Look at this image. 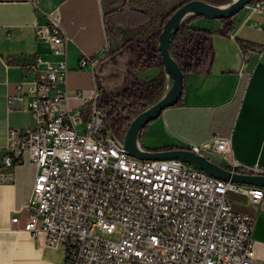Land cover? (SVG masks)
<instances>
[{
  "label": "built area",
  "instance_id": "1",
  "mask_svg": "<svg viewBox=\"0 0 264 264\" xmlns=\"http://www.w3.org/2000/svg\"><path fill=\"white\" fill-rule=\"evenodd\" d=\"M246 6L249 18L264 11V0ZM35 34L58 58L36 54L20 64L33 77L8 95L9 108L28 111L31 125L9 129L0 148V184L14 183L20 166L36 167L29 202L12 222L33 237L44 235L49 247H63L65 264H264L256 255L255 215L237 211L230 199L243 195L256 206L264 188L216 178L181 159L131 156L106 129L114 101L99 90L70 92V37L58 15L45 13ZM262 51L242 49L246 61ZM98 61L84 58L80 67L93 69ZM180 148L216 156L232 172L264 175V168L235 157L230 136ZM114 233L118 240L102 236Z\"/></svg>",
  "mask_w": 264,
  "mask_h": 264
},
{
  "label": "crops",
  "instance_id": "2",
  "mask_svg": "<svg viewBox=\"0 0 264 264\" xmlns=\"http://www.w3.org/2000/svg\"><path fill=\"white\" fill-rule=\"evenodd\" d=\"M113 1L0 0V148L8 144L10 128L31 125L28 111L11 110L7 102L16 83L33 77L26 75L20 64L36 54L58 58L49 43L36 38L35 23L44 21L45 13L58 15L70 37V92L91 95L99 90L117 99L128 85L144 86L147 93L153 91L160 81L161 66L151 58L155 47L142 36L149 34L148 21L153 13L147 3L141 2L139 10L113 11ZM233 19L227 29L224 26L228 20L203 16L180 27L179 33L192 27L199 29L207 45L202 60L185 67L182 98L167 109L175 111L164 119L179 142L171 146L201 142L214 134L230 136L239 161L264 168V11L243 22ZM242 43L263 47L262 54L246 61ZM84 58L99 61L95 68L83 69L80 61ZM78 104L71 101L72 106ZM24 169L31 171V176H24ZM35 175L36 167L26 164L16 169L14 183L0 184V264H65L63 247H49L44 235L33 237L20 223L12 222L15 212L29 202ZM230 199L237 211L255 215L256 255L264 261V201L253 206L243 195L231 194Z\"/></svg>",
  "mask_w": 264,
  "mask_h": 264
},
{
  "label": "water",
  "instance_id": "3",
  "mask_svg": "<svg viewBox=\"0 0 264 264\" xmlns=\"http://www.w3.org/2000/svg\"><path fill=\"white\" fill-rule=\"evenodd\" d=\"M253 0H234L231 4L220 7L203 0H188L166 20L159 34V53L162 64L167 73L172 74L173 82L164 96L150 108L139 113L131 122L124 138V145L128 153L143 160L181 159L195 164L210 175L235 183L260 186L264 188V175L244 174L227 170L214 161L198 155L185 148L149 150L143 149L138 141L140 131L151 121L157 119L162 113L179 103L184 89V71L173 56L170 45L173 37L180 30L183 20L190 15L203 16L210 19H228L236 16L246 5Z\"/></svg>",
  "mask_w": 264,
  "mask_h": 264
},
{
  "label": "rangeland",
  "instance_id": "4",
  "mask_svg": "<svg viewBox=\"0 0 264 264\" xmlns=\"http://www.w3.org/2000/svg\"><path fill=\"white\" fill-rule=\"evenodd\" d=\"M157 4H149L148 6V11L152 12L153 15L150 17L149 21H148V25H149V29H148V35L145 36V33L142 34V36L147 37L150 40V43L154 46V47H158L159 45V34L161 33L163 26L166 22V20L169 18V16L178 8V6H180L181 4H183L184 2L188 1V0H161L162 3L160 5V0H156ZM205 2L208 3H212L214 5L220 6V7H225L229 4H231L234 0H203ZM250 12V7L249 6H245L236 16L232 17L234 18L232 21H237V22H243L244 20H246V18L248 17ZM196 16L195 15H190L187 16L184 20L183 23L186 24L188 22H190L191 20L195 19ZM232 18H228V22H226V25L224 26V28H228L231 23L229 21H231ZM236 19V20H235ZM225 20V19H224ZM192 31L187 30V34H192V36L199 38V37H204V35L198 33L199 29H196L194 27H192ZM179 31L177 32V38L173 45H181L182 46V39H184V36H186L185 38H187V35H181L179 36ZM188 34V35H189ZM113 36V35H112ZM183 36V37H182ZM204 39V38H203ZM113 42L115 41V38H112ZM173 40V39H172ZM195 42V41H194ZM204 43V47L207 45V43ZM159 57L161 58V56L159 54H157L155 51L153 53V55L151 56V58H153L154 63H158L161 66V70H160V81L155 84V90L153 91V94L147 93L146 89H144V86H137V84H133V85H128L127 88H125L121 94L117 97V99L112 98L115 95H111L108 97V95H105L104 93V97L107 100H111L114 101V106L116 107H121L123 105H125L127 107L126 110V115L130 116L131 118L136 117L139 113H141L142 111L150 108L151 106H153L156 102H158L163 96L164 94L167 92L169 86V81H168V75L165 72L164 66L161 63V59H159ZM133 76V75H132ZM133 78V77H132ZM104 86V85H102ZM104 92H106L107 94H109V92L107 91V87H104ZM149 95V96H148ZM175 110H167L165 112L162 113V115L160 117H158L157 119L151 121L150 123H148L139 133L138 135V141L141 145L142 148H151V149H163L165 147L171 146V145H175L178 144L179 142L177 141L176 136L170 132L167 128H166V122H165V116L170 117L172 113H174ZM83 127L81 126L80 129H82ZM179 146V145H176ZM211 160L215 161V162H220L221 160L216 157V156H210L209 157ZM24 176L27 174L29 176H31V171L24 169ZM104 238L107 239H111V240H118L119 239V235L117 233L114 234H103L102 235Z\"/></svg>",
  "mask_w": 264,
  "mask_h": 264
},
{
  "label": "trees",
  "instance_id": "5",
  "mask_svg": "<svg viewBox=\"0 0 264 264\" xmlns=\"http://www.w3.org/2000/svg\"><path fill=\"white\" fill-rule=\"evenodd\" d=\"M140 2L142 4L147 3L148 6L151 3L157 4L156 0H114L113 4L116 5V7L113 9V11L126 10L127 8H130V9L136 8V10H139V8H141ZM144 10L146 11V9ZM225 20L227 21L228 19H225ZM110 21H111V18L108 16L107 22L109 23ZM184 25L185 24L182 23L181 25L182 28ZM190 31L193 32L192 28L190 29ZM180 33H178L179 36L187 35L188 37L185 38L186 36H184V39L180 40L182 41V46L180 44L174 46L173 45L174 41L179 38V37L177 38V35H175L171 42V52L173 56L177 59V61L180 63L184 71L186 66L197 65L202 60L203 53L205 52V47L203 43L204 39L202 37L196 38L192 36V34H189V33L188 35L187 31H182V33L181 34ZM246 46H249V45H246V44L244 45L242 43V49H244ZM155 52L160 55L158 47H155ZM159 59H161V63H162V58L159 57ZM155 86H153L154 88L153 91L155 90ZM153 91H150L149 95L153 94ZM126 110H127V107L125 105L121 107L113 106V108L110 109L107 120H106V129L111 131L120 140H124L126 133L129 129V126L131 122L133 121V119L135 118V117L131 118L130 116H127L125 113ZM176 148H179V147L168 146L163 149L165 150V149H176ZM155 150H159V149H155Z\"/></svg>",
  "mask_w": 264,
  "mask_h": 264
},
{
  "label": "bare ground",
  "instance_id": "6",
  "mask_svg": "<svg viewBox=\"0 0 264 264\" xmlns=\"http://www.w3.org/2000/svg\"><path fill=\"white\" fill-rule=\"evenodd\" d=\"M168 81H169L168 86H170L172 84V82H173V76L170 73H168Z\"/></svg>",
  "mask_w": 264,
  "mask_h": 264
}]
</instances>
